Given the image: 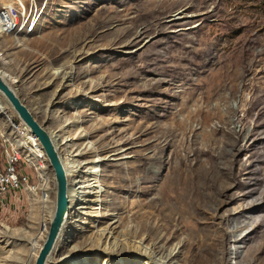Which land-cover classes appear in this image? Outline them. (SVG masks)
Instances as JSON below:
<instances>
[{
	"label": "rangeland",
	"instance_id": "rangeland-1",
	"mask_svg": "<svg viewBox=\"0 0 264 264\" xmlns=\"http://www.w3.org/2000/svg\"><path fill=\"white\" fill-rule=\"evenodd\" d=\"M33 1L0 71L81 168L47 264H264V0ZM179 173L186 209L168 199ZM48 175L45 209L29 190L1 200L0 264H29Z\"/></svg>",
	"mask_w": 264,
	"mask_h": 264
},
{
	"label": "built area",
	"instance_id": "built-area-1",
	"mask_svg": "<svg viewBox=\"0 0 264 264\" xmlns=\"http://www.w3.org/2000/svg\"><path fill=\"white\" fill-rule=\"evenodd\" d=\"M40 9L33 0H2L0 2V36L31 33L38 22ZM4 100L0 95V203L7 192L29 190L48 200V162L36 137L12 115L3 116ZM7 111V110H6ZM31 140V142L27 141ZM41 149L40 154L29 156L30 149ZM31 149V150H32ZM35 193V194H36ZM43 211V210H42ZM45 210L43 211V217Z\"/></svg>",
	"mask_w": 264,
	"mask_h": 264
},
{
	"label": "water",
	"instance_id": "water-1",
	"mask_svg": "<svg viewBox=\"0 0 264 264\" xmlns=\"http://www.w3.org/2000/svg\"><path fill=\"white\" fill-rule=\"evenodd\" d=\"M0 71V95L14 112L16 118L33 134L47 159L54 181V209L45 238L37 252L33 264H44L54 240L61 228L68 206L66 177L61 161L54 148L48 131L33 117L29 109L16 95L7 78Z\"/></svg>",
	"mask_w": 264,
	"mask_h": 264
},
{
	"label": "bare ground",
	"instance_id": "bare-ground-1",
	"mask_svg": "<svg viewBox=\"0 0 264 264\" xmlns=\"http://www.w3.org/2000/svg\"><path fill=\"white\" fill-rule=\"evenodd\" d=\"M164 12V11H163ZM4 114V113H3ZM8 117L6 116V114H5V118L7 119V121L9 120V118L11 117V113H9L8 112ZM49 133V132H48ZM49 136H50V134H49ZM57 135H55L54 137L51 135L50 136V138H51V140H52V143H53V145H54V148H55V150H56V152H57V149H58V151H60V149L64 146V142H62V143H60V142H58L57 141V143L55 144V139H57ZM54 138V139H53ZM27 141L29 142H31V140H28V138H27ZM32 149V148H31ZM40 152H41V149H36V148H34V149H32V153H29V156H32L33 155V159H35L34 158V155H38V154H40ZM32 154V155H31ZM57 155H58V152H57ZM208 155V154H207ZM59 156V155H58ZM59 158H60V156H59ZM60 161H61V159H60ZM196 161V160H195ZM76 162V161H75ZM61 164H62V167H63V169H64V172H65V177H66V182L68 181V179H70L71 177H72V174H74V173H76V172H78L79 170H81V168H78L79 166V164H77L76 166L74 165V163L72 162H70V160L68 159L67 161H65V162H63L62 163V161H61ZM200 171V170H199ZM193 172V171H192ZM177 173V172H176ZM182 174V173H181ZM181 174L179 173L177 176H178V178H177V180H176V182H175V184H174V186L172 187V191H171V194H170V196H169V201H170V199H172V200H174L175 201V203H176V205H179L180 207H182V208H185L186 209V199H188V194H189V192H188V190H187V192H184L183 191V189H181L179 186H181V185H179V182H182V181H180L181 180ZM189 174V173H188ZM190 175V174H189ZM189 177V176H188ZM187 177V178H188ZM175 180V179H174ZM189 180V179H188ZM52 181V183H53V180H51ZM88 182V181H87ZM188 182V181H187ZM189 183V182H188ZM181 184V183H180ZM185 185V184H184ZM183 184H182V186H184ZM172 186V185H171ZM188 186H190V184L188 185ZM84 188V187H83ZM86 188V187H85ZM185 188H186V186H185ZM186 189H188V188H186ZM190 189V188H189ZM192 190H194L193 188H191ZM170 190V189H169ZM168 190V191H169ZM185 190V189H184ZM196 191V190H195ZM71 191H70V186H69V183L67 182V186H66V195H67V199H68V206H67V210H66V213H65V216H64V219H63V223H62V225H61V228H60V230H59V232H58V234H57V236H56V238H55V240H54V243H53V246H52V248H51V250L49 251V253H48V255L46 256V259H45V262H44V264H47V262H48V260H49V258H50V256H51V254H52V252L54 251V247H55V244H56V240L58 241L60 238H61V235H60V233H61V231H62V229H63V227H64V225H65V222H66V219H67V217H68V212H69V210L70 209H76V210H78V209H81V208H76V206L78 205V204H74L73 206H70V201H69V193H70ZM194 192V191H193ZM252 193H254V192H252ZM165 194V193H164ZM195 194V193H194ZM249 194H250V192L247 194L248 196H249ZM32 195H35L34 193H32ZM166 196V195H165ZM197 196V195H196ZM167 197H168V195H167ZM191 197V196H190ZM38 199H39V201H40V203L42 204V206L44 207V209L47 207V206H49L48 205V203L50 204V200H45V198H42V197H38ZM190 199V198H189ZM171 200V201H172ZM170 201V202H171ZM192 202V201H191ZM172 203V202H171ZM189 204H191V203H189ZM188 203H187V208L189 207L188 205H189ZM167 205V204H166ZM170 205V204H169ZM192 205V204H191ZM167 207V206H166ZM177 207V206H176ZM169 208V207H168ZM172 207H170V209H171ZM174 208V207H173ZM53 209H54V207H50V209L46 212L47 213V218L45 217L44 218V220H43V223H42V229H43V231L39 234V235H37L36 237H35V240H36V242L33 244L34 246H33V248H32V252H31V254H30V256L28 257L29 258V264H33V261H34V259H35V257H36V255H37V252H38V250H39V248H40V246H41V244H42V242H43V240H44V238H45V235H46V231H47V225L49 224V221H50V219H51V217H52V213H53ZM175 209V208H174ZM178 210H179V208H177ZM255 208H254V205H252L250 208H248V211H253ZM183 210V209H182ZM171 211V210H170ZM177 211V210H176ZM44 215H46V214H44ZM169 216H170V214H169ZM237 228V227H236ZM234 230V229H233ZM108 232L109 231H107L106 233L105 232H103L102 233V235L100 236V238H99V244H100V246H103V247H107L108 246V244H109V237H110V234H108ZM14 238H20V235L18 234V235H12ZM123 241V240H122ZM121 241V242H122ZM148 241V237H146L145 239H143V241L141 240V242L140 243H138V246H142V248L145 250V251H148V249H149V244H145L144 242H147ZM115 242V241H114ZM114 242H112L111 243V245H112V248H113V250H114V248L115 247H117V246H120V245H117V243L115 244ZM128 242V241H127ZM114 243V244H113ZM130 243V242H129ZM143 244H145V245H143ZM156 245V244H155ZM152 248H153V245L151 246ZM150 247V249H149V253H152V254H154L155 256H157L159 259H161L162 261H165V262H167V263H169V262H171L172 261V253H165V252H163V250L162 249H160V248H155V249H152ZM156 247V246H155ZM121 249V248H120ZM121 251H123V250H121ZM158 259V260H159ZM26 263V262H25Z\"/></svg>",
	"mask_w": 264,
	"mask_h": 264
}]
</instances>
